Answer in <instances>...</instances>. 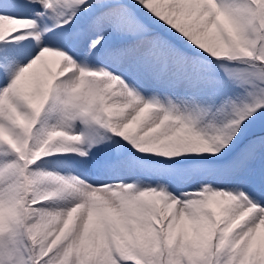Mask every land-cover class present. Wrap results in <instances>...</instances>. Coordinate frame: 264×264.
<instances>
[{
  "label": "snow or ice",
  "instance_id": "obj_1",
  "mask_svg": "<svg viewBox=\"0 0 264 264\" xmlns=\"http://www.w3.org/2000/svg\"><path fill=\"white\" fill-rule=\"evenodd\" d=\"M0 264H264V0H0Z\"/></svg>",
  "mask_w": 264,
  "mask_h": 264
}]
</instances>
